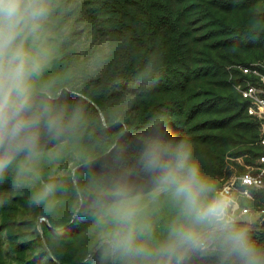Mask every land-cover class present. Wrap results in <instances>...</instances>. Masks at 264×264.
Here are the masks:
<instances>
[{"label": "trees", "instance_id": "1", "mask_svg": "<svg viewBox=\"0 0 264 264\" xmlns=\"http://www.w3.org/2000/svg\"><path fill=\"white\" fill-rule=\"evenodd\" d=\"M48 2L51 52L36 87L51 83L65 123L77 109L80 119L59 139L41 129L39 155L20 153L0 179V264H140L106 254L84 209L98 185L127 183L155 248L179 208L168 193L153 196L141 163L150 140L189 142L216 192L231 174L256 170L261 124L237 85L264 86L239 67L264 60V0ZM45 183L57 185L50 211L31 203ZM253 192L242 205L264 209V189ZM236 221L264 248V220ZM186 264L220 261L196 254Z\"/></svg>", "mask_w": 264, "mask_h": 264}, {"label": "clouds", "instance_id": "2", "mask_svg": "<svg viewBox=\"0 0 264 264\" xmlns=\"http://www.w3.org/2000/svg\"><path fill=\"white\" fill-rule=\"evenodd\" d=\"M49 11L48 0H0V179L20 153L26 152L29 159L39 155L41 129L59 139L80 119L77 109L65 123L63 111L52 103L51 83L36 87L45 65L29 40L36 37ZM141 163L154 175L153 196L170 194L178 217L167 238L151 248L146 241L152 239V227L139 218L140 197L124 182L98 185L83 214L102 228L100 246L106 254L140 264H186L196 254L217 255L220 264H264V248L235 220L232 201L216 192L193 158L189 142L152 139ZM56 190L54 183L43 184L31 203L50 211L49 198Z\"/></svg>", "mask_w": 264, "mask_h": 264}, {"label": "built area", "instance_id": "3", "mask_svg": "<svg viewBox=\"0 0 264 264\" xmlns=\"http://www.w3.org/2000/svg\"><path fill=\"white\" fill-rule=\"evenodd\" d=\"M239 67L245 72H251L259 76L260 81L264 84V60L250 66L240 65ZM237 89L244 97L250 100L249 113L260 121L261 135L259 143L263 153L255 171L231 174L218 189L217 193L232 201V213L235 220H245L243 218L245 215L264 210H255L253 209L254 206L242 205L243 199L247 201H255L257 199L253 192L255 188L264 189V86L246 79L244 84L240 83L237 85Z\"/></svg>", "mask_w": 264, "mask_h": 264}, {"label": "rangeland", "instance_id": "4", "mask_svg": "<svg viewBox=\"0 0 264 264\" xmlns=\"http://www.w3.org/2000/svg\"><path fill=\"white\" fill-rule=\"evenodd\" d=\"M48 36L49 35L48 33H46L45 27L42 23L38 33L36 34V37L34 39L30 38L29 40V44L33 46L35 50L41 52L42 57L45 60H48L50 58L49 53L51 52V48L49 47L50 39ZM243 218L249 222H261L262 220H264V210H261L258 213L255 212L254 214H247Z\"/></svg>", "mask_w": 264, "mask_h": 264}, {"label": "water", "instance_id": "5", "mask_svg": "<svg viewBox=\"0 0 264 264\" xmlns=\"http://www.w3.org/2000/svg\"><path fill=\"white\" fill-rule=\"evenodd\" d=\"M41 221V218L39 219V222Z\"/></svg>", "mask_w": 264, "mask_h": 264}]
</instances>
